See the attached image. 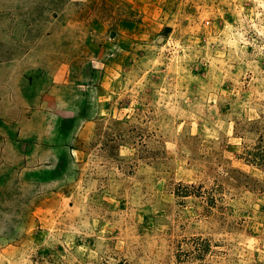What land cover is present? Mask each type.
Wrapping results in <instances>:
<instances>
[{"label":"rangeland","instance_id":"obj_1","mask_svg":"<svg viewBox=\"0 0 264 264\" xmlns=\"http://www.w3.org/2000/svg\"><path fill=\"white\" fill-rule=\"evenodd\" d=\"M57 1L0 0L32 42L79 22L75 87L28 113L57 153L23 139L0 179V264H264V0Z\"/></svg>","mask_w":264,"mask_h":264},{"label":"crops","instance_id":"obj_2","mask_svg":"<svg viewBox=\"0 0 264 264\" xmlns=\"http://www.w3.org/2000/svg\"><path fill=\"white\" fill-rule=\"evenodd\" d=\"M64 2L72 4L74 0H58L55 8L63 6ZM9 7L13 6L8 4L7 12H0V17L5 18L4 21H0V41L6 43V48L3 47L4 49L0 50L3 53V57L0 58V179L2 182L8 180L9 176L10 178L14 176L15 163L12 158H9V153H13L15 144L21 145L23 139H26L25 143L28 146L22 151V154L26 153L27 157H36L41 148L48 152L46 158L57 153L58 149L53 147L55 144L51 137L52 132L50 135L45 133L41 137L42 126L34 127L36 129L30 127L31 118L28 113L30 112L31 97L40 93L43 94L41 97L45 99L50 86L55 87L53 90L55 95L62 93L65 88L75 87L74 75L65 77V72L74 73V49L79 47L74 43L73 27L79 23L75 19L68 22V29L52 28L54 24L61 22L60 20L57 22L54 20L47 32H43L41 28L37 29L39 36L32 42L30 30L33 26L30 22L15 18L18 14H14V9L9 10ZM1 10H5L3 6ZM20 14L24 17L26 15L23 12ZM36 22L34 21V23ZM17 23L22 26L21 30L23 29V32L18 34ZM23 23L24 25H22ZM76 85L77 92L82 85L78 83ZM71 95L69 94V96ZM61 96L59 95V97ZM70 111L71 109L64 110L61 114L63 116ZM24 112H27V115ZM23 134H27L28 137L22 136ZM16 140L19 141L15 142ZM50 141L51 143H49ZM38 145L40 148L35 152ZM46 166L48 167L43 168ZM49 166L51 165L24 168L23 175L28 174L29 178L31 176L40 180L47 176L44 172L50 169ZM50 171L53 172V169Z\"/></svg>","mask_w":264,"mask_h":264}]
</instances>
